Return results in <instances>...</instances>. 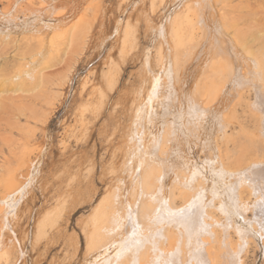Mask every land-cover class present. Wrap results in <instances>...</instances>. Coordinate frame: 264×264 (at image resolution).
<instances>
[{
  "label": "bare ground",
  "instance_id": "bare-ground-1",
  "mask_svg": "<svg viewBox=\"0 0 264 264\" xmlns=\"http://www.w3.org/2000/svg\"><path fill=\"white\" fill-rule=\"evenodd\" d=\"M36 1L41 4L39 9H41V11L43 10V12L46 8L45 5H51V3L46 2L47 0H27L26 4L33 5ZM188 1L186 0L185 3L187 4ZM204 1L205 0H193L191 4L185 6V10L182 11L181 14L177 13L174 16L168 14L166 15L165 23L162 22L157 25V31L161 37H166V41L171 37L175 46L174 50L171 48V43H168V41L166 43L170 44V48L176 53L187 48L188 38L190 40L189 43L191 45L192 55L193 51H195L196 55L200 54L202 57L204 51L208 50L203 47L204 44L205 47L208 45L204 42H206V40L219 39L218 34L222 30L220 29L221 27L218 26L219 23L218 25L210 24L211 22L207 23L204 15L201 14L202 12L200 13V10H203L201 6L205 8L203 5ZM153 6L156 8L155 5ZM52 8L54 11L55 5ZM52 8H48L47 10H51ZM57 9L58 8H56V11ZM54 13L56 12L54 11ZM199 13L203 16L200 17ZM32 14L34 15L36 13L32 12ZM193 15H197V19L200 17L199 20L194 21ZM212 19L210 18V20ZM39 21L44 24L42 16H38V23ZM214 22L212 20V23ZM223 22L221 23L222 27L225 24V22L224 24ZM167 23L171 24V34L168 32ZM47 24L45 22L46 26H48ZM49 25L51 26V24ZM46 26H43V28L48 29ZM40 27L42 28V26ZM224 28L226 30V26ZM37 30L36 32L38 33ZM222 32H224V29ZM41 34L44 36L43 33ZM49 35L46 34V36ZM223 35L225 34L223 33ZM55 37L51 39L48 38V41H46L47 38H38L40 41L38 45H35L37 46L35 49L36 53L32 55L34 57H48L47 54H50L51 52L49 51L51 50L45 47V45L49 44L53 49L55 46H58ZM226 37L228 36L225 35V38ZM233 37L238 36L236 35ZM224 40L221 42L218 41L220 42L219 44L221 45L223 43L222 45H224ZM232 41L234 42V40ZM163 42L165 43V38ZM163 42L161 44H163ZM231 42L229 41V43ZM233 42L230 44L231 46H233ZM212 44L214 46H212ZM215 44L217 45V42L211 43L210 46L212 50L209 49V53L216 51L215 48L217 49L218 46ZM225 44L228 45V43ZM220 45L219 51L228 54L227 52L229 51H224V47L226 50H229L226 48L227 46ZM241 45L243 47L244 44ZM200 46L202 48L198 49ZM220 47L223 48V51ZM243 48H245V46ZM247 48H245V50ZM231 51L234 52L235 49ZM231 51L229 53H231ZM215 53L216 52L212 53L213 60L217 59L219 56L221 58L220 54L218 56L217 53ZM147 54L148 53H146V57H148ZM224 54L222 56L226 57V59H224L228 64L226 66L231 69L225 67L224 70L229 69L230 72H225L221 66L222 68H220L222 71H215L214 73L212 71L205 76L204 74L207 71V73H209L210 68L212 69L210 64L213 62L212 60L210 62L208 60L209 57H207L210 64L207 63L206 66H209L205 67L208 68V70L205 69L206 72L201 76L204 77L195 85V89L193 88V91L196 93L195 95L192 93V96H195L193 97L195 100H191V104L193 102L194 105L192 104L191 106L190 104V108L187 107L188 111L186 112V116L182 114V110L181 114L178 112V116L173 111L177 117H174L175 119L172 124L169 122L171 124H169V127L165 126L167 130H161L160 126L155 130L157 123L153 122V119L149 120L148 115L142 118H139L140 115H137L142 109L146 108L147 103L144 102L145 99H147L149 103L154 101L158 93V86H160V82L163 83L164 80L162 81V78L167 79L166 77L161 76L155 79L153 78L156 82L150 93L148 92V88H145L149 94L147 93L148 95L145 97L143 104L139 105L137 109L132 107L133 111L135 109L134 113H137L135 114L137 116H135L133 112L130 113V115L124 112L125 117L118 116V114L114 116L113 132L109 143H107L105 147V150L112 159L111 161L114 163V169L116 170V175L113 179L114 183H111H113V185L115 183L119 184L120 182L126 183L129 186V198H125L126 196L124 197V192L119 188V185L118 187L116 185V187H112L113 189H110L111 191L107 189L109 195H107L106 198L104 196H102L104 198H96L98 193L95 191V187H93L94 184L86 182L83 176H80V178H84L83 181L85 182L80 180L79 184L77 180H74L73 176V180L78 184V186L76 185V192H71V190L68 189L67 192H65L66 189L61 187V184L64 182L65 177L62 155L64 152V141L66 140L61 139L56 150L53 146L47 147L44 150L45 145H41L36 139L29 140V143L25 146L23 145L24 147L22 150L10 149V156H6V158L3 156L5 160H2L3 164L0 166V264H30L26 256V247L28 243H31L32 252L34 253L33 264L74 263L71 259L79 254L80 245L79 240L75 238V234L74 238L76 240L72 237H67V235L70 236V234H67V228L70 223L71 211L80 204H89L92 208L91 210H93L92 219L86 222V224H80L86 242L84 260H90L89 263L86 264H244V255L248 253L251 244L256 243V245H258V234L263 237L262 243L264 244V77L262 76L263 74L255 73L253 69V73L257 76L260 75V78L254 77L256 76L254 74H252L254 76H251V73L248 71L249 66H245V62V65L242 64L243 62H239L240 59L238 60L237 57L242 55H238L239 52L236 54V58L239 62L237 68L235 67L236 65L234 66L233 64L229 66V62H227L233 60V58L229 59L231 54L229 56L227 55L229 58ZM233 54H235V52L232 53V55ZM250 54L251 53H248L247 55L249 56ZM58 55H56V58ZM252 55L253 53L250 56L252 57ZM208 56L210 55L208 54ZM215 56L217 58H215ZM177 57H179V59L181 58L180 60L182 61L183 55L178 54ZM253 59H255V57ZM225 60L217 59L215 61L216 63L218 61H224L225 63ZM255 60H257V58ZM183 62L185 64V61ZM255 62L257 63L259 60ZM255 62L253 63L257 66ZM33 63H35V59ZM147 63L149 64V62ZM235 63L236 61L234 64ZM149 65L151 67V64ZM149 65L145 68L146 70L151 69H149ZM178 66L180 67L181 65ZM217 66L218 64L213 68L215 69ZM255 66L254 69L260 70V68H258L260 65L257 67L258 69L255 68ZM52 67L53 65H46L42 68L39 67L36 76L41 74L43 70ZM184 67L181 66L183 69ZM260 67L263 71V67ZM203 68L204 66L202 69ZM165 69V74H167ZM168 71L169 70H167V72ZM179 72L176 73L179 74ZM26 73L27 71L25 74ZM176 73L174 76L178 75ZM184 73L185 72L182 74ZM171 76L173 77V75ZM183 76L184 75H182V77ZM182 77L179 76L178 79ZM26 78L28 79V77ZM173 78L171 80H173ZM150 79L152 80V78ZM195 79L198 78L196 77ZM168 80L170 79L168 78ZM150 81L149 83H151ZM165 81L163 83L164 85L167 83V81L166 83ZM175 81H177V78ZM94 83L95 81L93 84ZM176 84L178 83L176 82ZM169 85H171V83ZM144 87H146L145 84ZM175 87L174 89L172 87L173 93H175L174 90L182 91L184 89L181 82L178 87ZM164 90H167V88ZM164 90H162L164 93L168 91ZM142 91L143 90H139V92ZM250 94L254 96L255 100L252 102H249L250 100L248 101V106L246 105L247 110L244 109V112L247 111L246 113H250V116L254 119H259L258 123L260 126L259 128L257 127L258 129L255 131H250L246 128L243 117L241 118V115L237 114L238 109L232 104V101L238 98V105L243 107L245 98ZM189 97L191 96L189 95ZM169 99L171 101V98ZM176 99L179 101V98H175V101ZM123 101H121V103ZM194 101L199 103L196 104ZM189 103L188 101V104ZM136 104L138 105L137 102ZM108 105H106V108ZM99 110L98 108V111ZM156 114L155 117L158 115ZM210 117L213 118L214 122L213 125H211L210 132L203 138L202 135L204 134L201 130L204 128L205 120ZM168 119L170 118L168 117ZM163 122L165 123V121ZM164 123L161 125L168 124ZM236 125L240 128V131L238 135L233 137L234 129L232 127ZM230 130L232 131L231 134L229 133ZM106 131H108V129ZM88 132L90 133L91 131ZM104 133L107 132L104 131ZM75 140L78 141L77 139ZM90 140L92 141L88 135L86 142ZM197 141L199 144L201 143L203 153L206 154L205 160L203 159L205 164L201 166L196 163L195 160L193 161V159H191L190 155L192 154L189 155L186 152V147L188 148L187 150L191 149L192 151L193 144L199 147ZM11 146L13 145L11 144ZM224 147L225 149H223ZM211 149H214V151ZM209 150L211 152L207 154L206 151ZM75 151L74 149L72 152L76 155ZM2 152L4 151L2 150ZM2 152L0 153L2 154ZM56 152H58V154ZM68 152L69 151L64 154ZM84 153L87 152L84 151ZM83 154L80 153V158ZM69 156L70 152L68 157ZM69 160L72 161L73 159ZM79 165L77 166L78 169L80 168ZM70 171L73 172L72 169ZM77 172L78 171H76V173ZM70 174L71 173H69V175ZM92 176L94 177V175ZM68 177L70 178V176ZM77 177H75V179H77ZM127 178L128 180H126ZM36 179L37 183H39L41 196H37V193L32 189L33 182H35ZM110 181H112V179H110ZM102 182L104 181L102 180ZM121 183L120 186H122ZM55 186V191L51 194ZM60 188L65 190L64 195L59 193ZM71 196L79 198H70ZM54 199L56 203H54L55 211L46 212L50 200L52 201ZM41 200H43L42 204L39 208L35 209L37 202ZM50 206H52V204ZM234 235L238 238L236 243L233 241ZM56 247H58V251L64 254V258H66L65 261L59 262L57 259L58 254L52 253Z\"/></svg>",
  "mask_w": 264,
  "mask_h": 264
},
{
  "label": "rangeland",
  "instance_id": "rangeland-1",
  "mask_svg": "<svg viewBox=\"0 0 264 264\" xmlns=\"http://www.w3.org/2000/svg\"><path fill=\"white\" fill-rule=\"evenodd\" d=\"M26 1L27 0H21V2L20 0H0V152H2V150L4 151L2 152V154L0 153V155H2L0 156V160H1L0 166L3 164V161L5 160L6 156H10L11 153L10 149L11 150L16 149L18 151L22 150L23 147L27 143H29V140L31 139H36L41 145H45L44 150L47 147H51V146H53V148H55L56 150L57 146L59 145L58 143L61 141V139L66 140L64 141L65 143L63 146V151H64L63 155L65 156L62 155V161L65 167L64 168L65 172L68 173L64 172L65 174L64 182L61 184V187L66 189V191L60 188V192H59L60 194L62 193L63 195L65 194V192H67V189L71 190V192H76L80 180L83 181L84 179V178L82 179V177L80 178V176H83L85 177L84 180L86 182H91V184H94L93 187H95L96 189L95 191L98 193L96 198H104V197L106 198L107 195H109V191H111L113 189L112 187H114L115 185L117 187L119 185V188L124 192V197L126 196L125 198L130 197L129 194L130 191H128L129 186L126 183L124 184L120 182L122 186H120V183L119 184L115 183L113 185L114 183L113 179L115 178L116 170L114 169V163L111 161L112 159L108 155V152L105 150V147L106 144L109 143L111 134L113 132L114 121H115L114 116L118 114V116L125 117L124 112H126L127 115H130V113L132 112L134 113L135 109H137L139 105L143 104L145 97L152 90L154 83L156 82V80H153V78L155 79L156 77H161V76L166 77L167 79L162 78V81L166 80L167 83L165 81L166 84L164 85L163 84L164 81L163 83L160 82L161 84H159L160 86H158L160 90L158 89V93L154 101L150 102L151 105L148 102V100L145 99L144 102L147 103V106L146 108L142 109V111L140 112L142 114L134 113V115L135 114L140 115L139 118L146 117L148 115L149 120L153 119L154 120L153 122L157 123L155 130L159 126L160 129L163 130L166 128L165 126L169 127L174 122L175 119L174 117H177L179 113L181 114V110L183 112L182 114L186 116L187 114L186 112L188 111L187 107L190 108L191 100H195L193 99V97L195 96H192V93L193 95H195L196 93L193 91L195 89L194 87L204 77L201 76L203 73L206 72V70H208V68L206 67H208L209 65L206 66V64L207 63L210 64L209 61L210 62L211 60L213 61L210 64L212 69L209 67L210 68L209 73H207L208 72L207 71L204 74L205 76L210 74V72L212 71L213 73L215 71H222V69L224 70V68L227 67L226 65L228 64L226 63L225 60L226 57L222 56L224 52H222L223 53L222 54L219 51V45H220L219 43L222 40L225 39L224 45L227 46L226 48L229 49L226 50L224 47L225 52L227 51L230 52L232 49L234 51L235 49L234 51L235 54L233 55L232 53L234 52L232 51L231 53L227 52L228 54L225 53L226 55L224 54L225 56L227 55L229 56L231 54V56H229L230 58L228 56L227 58L229 59L233 58V60H231V62L233 63L227 61L229 62V66L230 65L232 66L233 64L234 66L236 65L235 67L237 68L239 62L240 63L243 62L242 64L245 65L246 63L245 66H249L248 71L251 73V76L256 75L253 73L254 70L255 73L257 74L259 73L261 75L263 74L262 76L264 77V0H211V1L205 0L203 3L205 8L201 6L203 10H200V13L202 12L201 14L204 15V18L207 23L211 22L210 24H217V25L219 23L218 26L221 27L220 29L222 30L218 34L219 35L218 40H213V39H211L210 41L206 40V42H204L206 43V45L208 44L206 47L204 46L205 44L203 43L204 44L203 47L208 50L204 51L202 57L200 56V54L196 55L195 51H193V55H192L191 53L192 49L189 43L190 40L188 38H187V43H188L187 48L183 49L182 50L183 52L181 51L176 53L175 51H173L175 46L172 42L171 37H169V40L167 41L168 43H171V48H173V50L170 48V44L166 43L167 42L166 37H164L166 43L165 44L163 42L164 41L163 36L161 37L157 31V27H158L157 25L162 22L165 23L166 15L172 14V16H174L177 13L181 14L182 11L185 10L184 9L185 6L187 4H191L193 0H189V1L187 0L188 1L187 4L185 3L186 0H47L46 2L51 3V5L48 4L45 5L46 6V8L44 7L45 13L43 12V10L41 11V9H39L41 4L38 1H36L33 5L26 4ZM52 4L53 6L55 5L54 11L56 13H54L53 11ZM153 5H155L156 8H154ZM48 8L49 9L52 8V9L47 10ZM56 8H58L57 11ZM32 12L36 13L34 14L36 17L32 14ZM201 14L199 15L200 17L203 16ZM37 15L42 16L44 24L40 21L38 23ZM196 16L197 15L193 17V20L195 19L194 21H197L200 18L198 16L199 18L197 19ZM209 16L211 19L213 18L212 19L213 22L215 20L217 21L212 23V20H210ZM223 21L225 22L226 25L224 24ZM45 22L46 24L47 23L51 24V26L49 24H47L48 26H46ZM222 22L224 24L223 27L221 24ZM39 25L42 26V28ZM167 25H168V32L169 34H171V24L167 23ZM43 26L48 27V29L43 28ZM225 26L227 31L224 28ZM223 29L224 32H222ZM36 30L38 31V33L36 32ZM41 33H43L45 37ZM223 33L228 37L225 38V35H223ZM38 34L41 35L39 36ZM46 34L47 35L50 34V35L46 36ZM236 35L238 37H233ZM40 37H43L44 39L47 38L46 41H48V38L51 39L52 37H55V40L58 43L57 44L58 46H55L54 49L49 44L45 45V47L51 50L49 51L51 53L47 54L48 57L46 58H44L43 56L42 57L35 56L36 57L35 58L33 56L36 53L35 49L37 48V46L35 45L39 44ZM228 39L230 42L234 40V42L232 41L233 46L230 45L232 44V42L229 43ZM212 41L214 43L217 42V45L216 44L215 45L218 47L216 49L215 46L214 48L216 51H212L211 53H209L210 52L209 49L212 50V47L210 46L211 43H213ZM162 42L164 45L161 44ZM225 43H228V45H226ZM241 44H244L243 47L245 46V48L247 47L249 48L245 50V48H243ZM212 46L214 45L212 44ZM201 48H202L201 46L198 47V49ZM236 49H238L239 51ZM236 51H238L239 54ZM214 52H216L218 56L219 54L221 55V58L220 56L217 58L216 57L217 55L215 56V58L219 60H225L226 64L224 63V61L221 62L218 61L219 63L218 62L216 63L215 60L217 59L213 60V55H212V53ZM146 53H148L147 54L148 57H146ZM248 53L251 54L253 53L254 56L252 55V57L253 58L255 57V59L257 58L259 62L260 61L262 62L260 63L257 62L259 63L257 64L255 62L257 60L253 59L250 56L251 54L248 56L247 55ZM55 54L58 55L59 58L58 57L56 58ZM178 54L183 55L182 61L180 60L181 58L179 59V57H177ZM208 54L210 56H208ZM236 54L238 55L242 54V55L237 57ZM165 55L167 56V58ZM184 56L186 57V60ZM207 57H209L208 58L209 61L207 60ZM236 57L238 58V60L240 59L241 61L239 60L238 62ZM34 59H35V63H33ZM183 61H185V64ZM235 61L236 63L234 64ZM145 62L146 64H148L147 62L151 64V67L149 64L148 65H149V69L151 68L152 70L145 69L148 67V65H146ZM253 62H255L257 66H255ZM217 64L218 66L215 67V69L217 68L215 70L213 67L216 66ZM46 65L47 66L53 65V67L43 70L41 74H38V76H36L39 67L42 68L45 67ZM178 65L185 67L183 69L181 68V66L179 67ZM259 65L263 67L262 68L263 71L261 70V67ZM162 66L168 69H165ZM203 66L204 68L202 69ZM254 66L255 68L259 66L258 68H260V70L258 68H257L258 70L254 69ZM164 69L166 70L167 74L169 72V74L173 75L174 78L169 74L168 75L165 74ZM229 69H225L224 71L230 72ZM162 70L164 71V73ZM167 70L169 71L167 72ZM173 70H175L176 72L179 71L180 72L178 74ZM26 71L27 73L25 74ZM174 72L181 77L182 75H184L183 76L184 78L183 77L180 78L181 80L178 79L179 76L178 75H176L177 77L174 76L175 74ZM183 72L185 73L182 74ZM259 76L256 75L254 77L260 78ZM26 77H28V79ZM149 77L152 78V80ZM196 77L198 79H195ZM168 78L170 80H168ZM172 78L173 80H171ZM176 78L177 81H175ZM148 80L149 81L151 80L150 81L151 83H149ZM178 80L181 82L182 86L184 87L183 89L184 91L174 90L175 93H173L174 87L179 86L180 82ZM92 81L93 82L95 81V83L93 84ZM171 81L173 82L174 85L172 84ZM176 82L178 84H176ZM170 83L171 85H169ZM144 84L146 85V87H144ZM162 87L167 88L168 91L164 90L165 88L163 89ZM145 88L146 89L148 88L149 93ZM139 90H143V91L139 92ZM162 90L167 92L164 93L162 92ZM100 91L102 92V94ZM176 91L179 93H177ZM172 95L175 97H173ZM189 95L191 97H189ZM169 98H171V101ZM175 98H179V101H177L178 99H176L175 101ZM237 99L235 98L232 101L233 102L232 104H234L238 109L237 114H240L241 118L243 117L246 128H248V130L250 131L257 130L260 126L258 123L259 119L256 118L254 119L252 116H250L251 115L250 113H246L247 111L244 112V109L247 110L246 107L248 106L247 105L248 101L250 100L249 102H252L255 100L254 96L252 94L248 95L245 98V104L243 107L241 105L240 106L238 105ZM121 101L123 102L121 103ZM173 101H175L176 103L175 102H174L175 104L172 103ZM188 101L190 102L189 104ZM234 101H236L237 103ZM136 102L138 103V105L136 104ZM194 102L196 104L199 103L196 101ZM123 103L126 104L124 105ZM134 104L136 107L134 106ZM106 105H108L107 108ZM149 105L151 106V108ZM132 107L135 108L134 111ZM98 108L101 111L100 110L98 111ZM156 111L158 115L156 114ZM173 111L177 116L174 114ZM155 114L157 115L156 116L157 118L155 117ZM168 117L170 119H168ZM250 117H252L253 119ZM162 120L165 121V123ZM169 122H171V124ZM213 122H214L213 118L211 117L205 120L204 128L201 130L202 133L204 134L202 135L203 138L207 133L210 132L211 125H213ZM162 123L164 124L168 123V124L161 125ZM236 126H234L235 128L232 127L234 129L233 137L238 135V132L240 131V128L238 126L236 128ZM103 128L106 130L108 129L109 132L104 130ZM231 130L229 131L230 134L233 131ZM88 131L91 132L89 133ZM104 131L107 133H104ZM88 135L90 136L92 141L90 140L89 142H86ZM75 139H77L78 141H76ZM11 144L13 146H11ZM70 144L73 145L71 146ZM197 144H199V142ZM74 149L76 150L75 151L76 155L75 153L72 152L74 151ZM187 149L188 148L186 147V152L189 155L192 154L190 156L191 159H193V161L195 160V162L198 163L200 166L202 164H205L204 160L206 154L203 153L201 143L199 144V147L193 144L192 151L191 149L190 150ZM223 149H225V147ZM211 150L214 151V149ZM67 151L70 152L69 157H68L69 152L67 153L68 155L64 154ZM81 151L83 153L84 151L87 153L83 154ZM79 152L83 154L81 155V158ZM209 152L211 151L210 150L206 151L207 154ZM56 153L58 154V152ZM3 156H5V158ZM68 158L73 160L76 159V160L71 161ZM79 161H80V165H79ZM73 163H76L77 165ZM78 165L80 167L79 168L80 170L77 167ZM94 165H95V170H94ZM83 166H85L86 168L88 166L87 168L88 170ZM69 167L72 169L73 172L70 171L71 169ZM92 170L94 173L92 172ZM76 171L78 172L76 173ZM69 173L71 174L69 175ZM88 174L91 176H89ZM96 174L99 176H97ZM92 175H94V177ZM68 176H70V178ZM73 176H74V180H77L78 184L76 183V181L73 180ZM75 177H77V179H75ZM110 179H112V181H110ZM102 180L105 183L102 182ZM126 180H128V178ZM72 185L74 186L77 185V186L74 187ZM55 188L56 186L52 190L51 194L54 193ZM32 189L37 193V196H41V190L39 188V183H37V179L35 180V182H33ZM53 198H57V197H53ZM70 198H79V197L71 196ZM42 202L43 200L38 201L35 206V209L39 208ZM54 203H55V199L52 201L50 200L46 212L55 211L56 203L55 204ZM51 204L52 206H50ZM91 209L92 208L90 207L89 204H80L75 209H73L74 211L73 210L71 211L70 223L67 228V234H70V236L67 235V237L69 238L72 237L73 239L77 238L79 240V245H80L79 254L76 255V257L75 256L72 257L71 259L74 262L72 264H86L89 263L90 261V260L88 261L84 260V256L86 253V242H85V236L81 229V225L86 224V222H89L92 219L93 210ZM83 219L84 220L87 219V220L84 221ZM74 234L76 236L75 238H74ZM258 237H259L257 241L258 245H256V243L251 244L248 253L244 255L243 258L245 259L244 264H264V244L262 243L263 237L260 234H258ZM237 239L238 238L234 235L233 236L234 243L237 242ZM52 253L58 254L57 259L59 262L66 260V258H64V254L58 251V247H56ZM26 256L29 260V263L33 264L34 253L32 252L31 243L27 244Z\"/></svg>",
  "mask_w": 264,
  "mask_h": 264
}]
</instances>
